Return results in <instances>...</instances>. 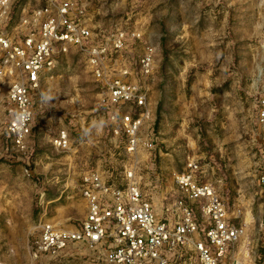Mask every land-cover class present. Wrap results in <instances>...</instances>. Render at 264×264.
<instances>
[{
	"label": "rangeland",
	"instance_id": "374dc122",
	"mask_svg": "<svg viewBox=\"0 0 264 264\" xmlns=\"http://www.w3.org/2000/svg\"><path fill=\"white\" fill-rule=\"evenodd\" d=\"M0 33L21 40L44 0H1ZM80 4V2L78 3ZM84 20L103 44L122 34L115 69L146 83V116L135 153L107 125L103 90L83 51L70 47L35 93L36 117L23 149L6 138L8 93L0 79V264H33L39 224L62 229L85 215L79 179L96 171L120 187L134 173L160 215L175 199L186 158L257 239L264 217V144L255 130L264 83V0H83ZM146 77L139 62L149 53ZM61 134L66 148L54 145ZM152 139L153 146L146 143ZM261 233H264L262 231ZM88 249L47 264H103Z\"/></svg>",
	"mask_w": 264,
	"mask_h": 264
},
{
	"label": "built area",
	"instance_id": "2783aa9c",
	"mask_svg": "<svg viewBox=\"0 0 264 264\" xmlns=\"http://www.w3.org/2000/svg\"><path fill=\"white\" fill-rule=\"evenodd\" d=\"M80 2V4H78ZM83 0H44L24 23L26 33L15 41L0 33V79L13 78L8 93L4 133L23 149L36 117L35 93L57 60L70 47L83 51L96 82L103 90L107 125L114 136H123L129 154L137 151L146 116L149 86L129 81L128 71L115 69L114 56L123 35L99 41L100 33L84 20ZM3 4L0 0V9ZM152 57L145 54L140 72L146 77ZM261 91L264 92V83ZM255 130L264 144V94L256 100ZM149 139L147 147L153 146ZM54 145L66 148L61 134ZM186 168L175 176V199L161 200L158 215L153 202L140 190L134 173L124 174L120 187L96 171L79 179L85 205L82 221L71 229L40 223L29 244L33 264H47L62 255L88 249L103 264H264V217L253 242L240 210L229 211L227 202L209 183L198 180V165L186 158ZM264 190V176L260 178Z\"/></svg>",
	"mask_w": 264,
	"mask_h": 264
},
{
	"label": "crops",
	"instance_id": "0c3cea01",
	"mask_svg": "<svg viewBox=\"0 0 264 264\" xmlns=\"http://www.w3.org/2000/svg\"><path fill=\"white\" fill-rule=\"evenodd\" d=\"M43 83H44V81L41 83V86H40V88L42 87ZM36 109H37V105H36ZM36 113H37V112H36Z\"/></svg>",
	"mask_w": 264,
	"mask_h": 264
}]
</instances>
